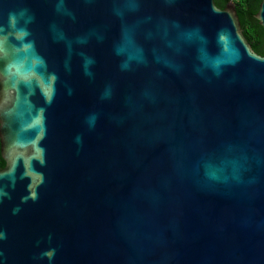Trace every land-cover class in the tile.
<instances>
[{"label":"water","instance_id":"obj_1","mask_svg":"<svg viewBox=\"0 0 264 264\" xmlns=\"http://www.w3.org/2000/svg\"><path fill=\"white\" fill-rule=\"evenodd\" d=\"M0 154V264H264V55L232 3L0 0Z\"/></svg>","mask_w":264,"mask_h":264},{"label":"trees","instance_id":"obj_2","mask_svg":"<svg viewBox=\"0 0 264 264\" xmlns=\"http://www.w3.org/2000/svg\"><path fill=\"white\" fill-rule=\"evenodd\" d=\"M260 1L261 0H213L217 7H222L227 3H232L234 5L243 36L255 53L264 55V30L255 18ZM3 167L4 161L0 157V169Z\"/></svg>","mask_w":264,"mask_h":264},{"label":"flooded vegetation","instance_id":"obj_3","mask_svg":"<svg viewBox=\"0 0 264 264\" xmlns=\"http://www.w3.org/2000/svg\"><path fill=\"white\" fill-rule=\"evenodd\" d=\"M228 4V3H227ZM226 4V5H227ZM230 4V3H229ZM226 5H224V6H222V7H219V8H221V9H223V8H225L226 7ZM0 157H1V154H0ZM1 159H2V157H1Z\"/></svg>","mask_w":264,"mask_h":264}]
</instances>
